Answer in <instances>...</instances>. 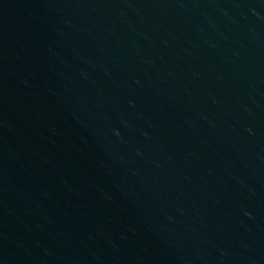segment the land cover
<instances>
[{
    "label": "water",
    "instance_id": "1",
    "mask_svg": "<svg viewBox=\"0 0 264 264\" xmlns=\"http://www.w3.org/2000/svg\"><path fill=\"white\" fill-rule=\"evenodd\" d=\"M0 264H264V0H0Z\"/></svg>",
    "mask_w": 264,
    "mask_h": 264
}]
</instances>
